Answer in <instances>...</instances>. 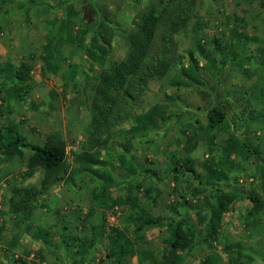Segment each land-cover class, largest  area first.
I'll return each mask as SVG.
<instances>
[{"label":"rangeland","instance_id":"1","mask_svg":"<svg viewBox=\"0 0 264 264\" xmlns=\"http://www.w3.org/2000/svg\"><path fill=\"white\" fill-rule=\"evenodd\" d=\"M67 4L80 18L86 4L107 17L114 29L112 45L104 66L86 59L76 47L64 46L60 69L49 74L42 69V46L48 37L56 36ZM152 5L160 6V0H0V65L22 61L32 67V90L24 102L12 101L14 112L10 119L32 144H42L49 132L60 131L67 144L70 173V180L55 184L35 199L32 217L25 223L31 230L25 232L18 226L17 217L9 213L7 200L13 186L38 185L42 171L24 179L26 157L8 163L0 161V264H97L106 251L104 233L110 226L126 227L131 212L129 205L98 207L93 196L104 190L110 200L135 201L152 216L168 221L177 216L170 207L180 203L175 206L177 213L192 220L193 211L184 201L195 204L196 198L185 189L187 175L174 174L172 158L185 156L183 131L190 124L200 137L190 157L202 162L210 155L209 148L217 151L226 134L206 132V111L212 106L225 109L233 120V131L260 149L253 159L238 160L230 180L222 186L238 192L264 193L258 164L264 160V0H197L191 19L175 35V42L182 65L187 64L188 50L199 60L202 84L172 85L179 77L180 63L173 65L163 79L150 82L127 119L111 129L104 143L100 160L106 163L111 181L105 183L85 171L93 87L103 67L124 59L134 21ZM80 25L77 19L76 27ZM231 30L249 38L241 47L248 57L245 62L234 61L228 49L224 58L213 49V39L221 46L230 42ZM2 94L1 90L0 98ZM154 107L162 110L168 120L160 122L159 129L132 137L130 127ZM250 112L254 118L262 117L248 121ZM127 144L131 149L126 153L121 146ZM120 156H126L137 175L124 170L118 161ZM250 206L248 200L239 197L225 214L214 246L221 264H226L229 257L228 245L236 242L252 258L251 264H264V217L254 229L246 230L244 218ZM39 228L48 231L49 244L32 239ZM14 236L19 241L12 248L9 243ZM169 236L168 228L148 229L138 247L160 257ZM64 237L88 241L94 238V247L85 259H80L63 242ZM208 253L197 245L184 254L183 264H199ZM129 261L138 262L136 258ZM242 263L248 262L244 259Z\"/></svg>","mask_w":264,"mask_h":264},{"label":"trees","instance_id":"2","mask_svg":"<svg viewBox=\"0 0 264 264\" xmlns=\"http://www.w3.org/2000/svg\"><path fill=\"white\" fill-rule=\"evenodd\" d=\"M196 1L160 0V6L152 5L141 13L134 21V28L128 37V50L124 59L120 62L110 61L100 71L97 84L93 87L91 130L86 142L88 153H85V171L89 175L105 183L111 181L112 178L105 169L106 163L100 160L104 143L109 139L111 129L127 119L129 110L138 103L150 82L163 79L173 65L180 63L179 77L172 81V85L189 87L192 84H202L199 60L188 50L187 64L182 65L175 42V35L191 19ZM77 19L81 25L76 27ZM59 22L56 36L48 37L42 46V69L49 74H56L61 67L64 46H74L86 59L104 66L114 37V29L107 17L99 15L95 8L86 4L80 18L73 6L67 4ZM230 33V42L222 46L213 39L214 51L224 58L228 49L234 61L245 62L248 57L243 55L241 47L249 38L236 30H231ZM206 63L211 64L209 61ZM221 63H224L223 59ZM31 69V65L22 61L0 65V91L3 93L0 98V161L8 163L14 158L26 157L24 179L31 178L37 170L42 171L38 185L13 186L7 200L9 213L17 217L18 226L23 227L25 232L31 230L25 223L32 217L35 199L47 193L55 184L70 180L66 161L67 144L61 132L51 131L42 144H32L10 119L14 112L12 101L24 102L26 94L32 90ZM250 116L248 121L262 117L254 118L252 112ZM167 120L168 116L154 107L138 117L135 125L128 131L135 137L141 132L159 129L160 122ZM187 128L183 131L185 156L172 158V170L176 177L187 175L185 189L196 200L195 204L187 201L184 203L193 211V219L177 213L175 206L179 207L180 203L170 207L177 216L168 221L152 216L135 201L120 198L110 200L107 192L101 191L93 196L98 207L129 205L131 212L126 219V227L110 226L104 233L107 240L106 251L99 257L97 264H142L143 261L148 264H183L184 254L197 245H202L209 251L199 264H221V256L214 250V246L225 214L239 197L251 204L244 218V228L254 229L259 225L264 217V193L259 194L253 190L238 192L222 186L230 180L229 175L235 170L238 160H251L259 154L258 145L233 131V120L225 109L212 106L206 111V132L224 133L226 138L218 145L217 151L214 150L216 148H209L210 155L199 162L189 154L196 149L200 137L192 129V124L187 125ZM121 147L127 153L131 144ZM26 151H29L28 155ZM118 161L129 175H137L126 156H120ZM258 164L264 178V160ZM163 228L170 230V236L164 240L165 246L160 257L138 247L146 230ZM48 235V231L39 228L31 237L49 244ZM62 239L74 249L80 259H85L89 250L94 247V238L89 241L77 237ZM18 241L17 237H12L9 246L14 248ZM227 250L229 257L226 264H243L244 259L248 262L246 264H251L252 258L243 252L241 243H231ZM132 258H136L138 262H130L129 259Z\"/></svg>","mask_w":264,"mask_h":264}]
</instances>
